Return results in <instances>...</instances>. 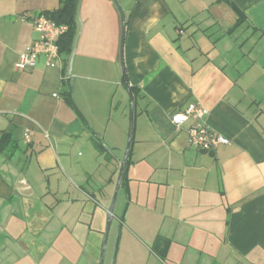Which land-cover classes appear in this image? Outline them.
<instances>
[{
    "label": "crops",
    "instance_id": "1",
    "mask_svg": "<svg viewBox=\"0 0 264 264\" xmlns=\"http://www.w3.org/2000/svg\"><path fill=\"white\" fill-rule=\"evenodd\" d=\"M101 2L100 17L77 14L71 98L82 119L64 93L66 55L15 65L37 37L33 18L59 0H0V131L13 140L0 150V264L98 263L127 136L122 94L109 85L126 92L120 21ZM125 18L140 119L119 187L115 264H264V0H134ZM189 103L208 109L207 125L228 144L188 145L192 120H171Z\"/></svg>",
    "mask_w": 264,
    "mask_h": 264
},
{
    "label": "built area",
    "instance_id": "2",
    "mask_svg": "<svg viewBox=\"0 0 264 264\" xmlns=\"http://www.w3.org/2000/svg\"><path fill=\"white\" fill-rule=\"evenodd\" d=\"M33 27L37 37L20 52L16 67L26 69L33 66L39 55L46 57L47 65H56L59 59L57 42L66 30V26L56 23L40 12L33 18ZM207 114V108L197 103H189L184 111L172 117L171 121L175 127H178L184 121L191 119L192 122L186 129L188 145L199 151L211 152L220 144H228L229 139L207 125L205 121ZM24 138L28 141L27 131L24 132Z\"/></svg>",
    "mask_w": 264,
    "mask_h": 264
},
{
    "label": "rangeland",
    "instance_id": "3",
    "mask_svg": "<svg viewBox=\"0 0 264 264\" xmlns=\"http://www.w3.org/2000/svg\"><path fill=\"white\" fill-rule=\"evenodd\" d=\"M108 1L111 4V6L114 8V10L116 11L118 20L120 21L119 13H118L115 5L113 4L112 0H108ZM117 1H118L119 5L121 6L124 14L126 15L128 13L130 6H132L134 0H127L126 3H123L122 0H117ZM102 5L103 4H102L101 0H80L77 14H80L82 12V16H84L85 13L87 12V10L94 8V9L99 11L98 16L100 17V13H101L100 9H101ZM94 12H96V11L94 10ZM78 33H80V29H79ZM118 56H119V54H118ZM118 63H119V61H118ZM119 70H120V67H119ZM67 75L70 77L71 87H73L74 80H73L72 69H71L70 74L68 73ZM109 85L111 87L110 93L112 94V92H115V98L116 99H118V96H120L122 94L123 105L119 106V109H121V111H123L122 115L124 117L125 127L127 130V128H128V94L126 92H123V86L121 84L114 85L112 83H109ZM96 101H97V98H96ZM109 101L111 102L110 96L107 98V102H106V100L103 99V97H100L99 104L104 109L105 107H108V104L110 103ZM114 101H116V100L114 99ZM95 104H97V103H95ZM111 109H112L111 110L112 117H111L109 124H108V134H110L108 136H110V137H112L113 131L116 129V128L113 129V127H116V126H114V122L116 121V119L119 118V117L116 118V115H118V114L115 112V109H113V108H111ZM139 119H140L139 114L137 112H134V123H135V120L139 121ZM134 123H133V128H134ZM132 137H133V133H132ZM103 143L105 145L107 144L105 141ZM125 143H126V136L124 138L123 145H121V146H123V148L121 150L117 149V152H116L117 155L120 156V158L123 155ZM131 144H132V139H131ZM81 153H83L82 149H81ZM74 158H77V154H75ZM117 176H118V170L116 172V178H117ZM114 187H115V185L113 186V190H114ZM134 189H136L138 191V193L133 192V195L135 193L138 195L143 193L141 186H139V184H136ZM112 193H113V191H112ZM125 198L126 197L124 194L123 187H121L120 189H118L115 204H114L113 216H112V220H111V224H110V228H109L108 236H107V240H106L103 264H115V260L117 258V254H118L117 253L118 252V243H119L118 241H119V234H120V227H119V222H118L117 216H119L123 211V208H124L125 202H126ZM105 222H106V214H104V219H103L102 225H101L102 226L101 227L102 233L100 236L101 243H100V249H99V254H98V263H99V259H100L101 249H102L101 245H102V242L104 239L103 231L105 228ZM125 244L127 246H129V248H131V251H136L135 242L130 235L126 236ZM124 261H126V258H122V262H124Z\"/></svg>",
    "mask_w": 264,
    "mask_h": 264
},
{
    "label": "trees",
    "instance_id": "4",
    "mask_svg": "<svg viewBox=\"0 0 264 264\" xmlns=\"http://www.w3.org/2000/svg\"><path fill=\"white\" fill-rule=\"evenodd\" d=\"M80 0H59L58 7L54 8L51 11H40L45 14L49 19L55 21L58 24H64L66 26V30L61 34L58 39V52L59 55L64 54L69 56L74 48L77 32H78V21H77V13L78 6ZM127 22V20H126ZM64 83L65 89L64 93L66 95V99L70 102L74 110L77 112L78 116L82 119V115L79 110L74 105L71 98V83L70 77L67 75L66 69L64 74ZM130 89L134 96V108L135 101L138 95V90L134 86H130ZM11 132L10 131H0V150H2L5 145L12 142Z\"/></svg>",
    "mask_w": 264,
    "mask_h": 264
},
{
    "label": "water",
    "instance_id": "5",
    "mask_svg": "<svg viewBox=\"0 0 264 264\" xmlns=\"http://www.w3.org/2000/svg\"><path fill=\"white\" fill-rule=\"evenodd\" d=\"M112 2L115 5V7L119 13V18H120L119 64H120V70H121V75H122V81H123V84L125 86L126 92L128 94V128H127L125 148H124L122 158L120 160L117 180L115 183V187L113 190V194H112L110 203L107 207L106 222H105V229H104V239H103V243H102V249H101L99 264H103L106 240H107L108 231H109L112 216H113V210H114V204H115L117 192H118V189H119V186L121 183L124 167H125L127 157H128L129 151H130L132 132H133V123H134V96H133V93L130 89V85L128 83L125 65H124V60H123V44H124V35H125V28H126V18H125V14H124L121 6L119 5L118 1L112 0ZM78 36H79V33H77L76 39L78 38ZM76 41L77 40H75V46H76ZM73 54H74V48H73V52H71V54L69 56H67V58H66V72H67V74L68 73L70 74L71 69H72Z\"/></svg>",
    "mask_w": 264,
    "mask_h": 264
}]
</instances>
